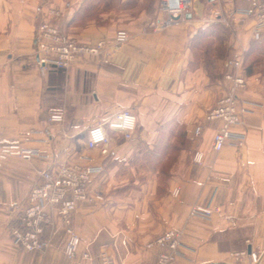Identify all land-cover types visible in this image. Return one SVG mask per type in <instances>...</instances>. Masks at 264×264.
<instances>
[{"label":"crops","instance_id":"crops-1","mask_svg":"<svg viewBox=\"0 0 264 264\" xmlns=\"http://www.w3.org/2000/svg\"><path fill=\"white\" fill-rule=\"evenodd\" d=\"M96 1L108 0H0V144L42 153L0 166V264H101L100 251L120 264H155L159 248L147 243L170 229L181 236L177 264H231L229 253L242 248L262 251L264 264V29L254 34V17L244 12L250 3L192 0L183 20L154 30L158 0L94 9ZM49 7L80 41L109 45L118 28L129 37L109 47L106 60L79 55L68 68L41 74L35 33ZM240 55L247 81L240 97L252 105L234 129L245 139L214 151L218 122L203 117L224 91L229 60ZM51 107L63 109L61 121L48 120ZM125 108L137 119L129 137L107 125ZM97 123L110 136L107 153L86 145ZM65 163L102 167L88 183L102 199L79 203L71 216L79 251L65 255L55 214L44 248L25 250L9 237L8 224L40 172ZM207 202L220 211L209 220L189 215L191 205ZM85 245L90 259L81 255Z\"/></svg>","mask_w":264,"mask_h":264},{"label":"built area","instance_id":"built-area-1","mask_svg":"<svg viewBox=\"0 0 264 264\" xmlns=\"http://www.w3.org/2000/svg\"><path fill=\"white\" fill-rule=\"evenodd\" d=\"M247 1L250 5L244 12L254 17L253 32L257 35L264 29V0ZM191 4L192 0H158L157 14L151 22V27L154 30H161L177 24L183 20ZM46 13L49 17L40 18L35 33V63L41 74H45L51 68H68L72 60L79 55H102L106 60L108 48H117L129 37L125 29L118 28L114 31L112 42L109 45L103 38L93 42H83L67 35L61 24L53 20L59 17L58 9L49 7ZM242 63L241 55L229 60L227 69L222 75L225 81L224 91L203 117L205 122H218L212 135L214 151L222 149L226 144L239 146L245 139L244 132L234 129L242 122L243 115L251 110L252 105L240 97L247 84ZM62 119L63 109L61 107L49 108V121L59 122ZM136 120L135 113L125 108L107 120V125L113 130L122 132L124 137H129L136 127ZM200 130L201 124L194 127L195 134H199ZM109 142L110 136L102 123L88 128L87 147L99 146L101 153H107ZM41 155L40 150L25 147L19 143L0 144V166L12 157L31 160ZM201 159L202 153L196 151L193 154V161L200 162ZM101 169L99 165L65 163L58 165L55 170H42L38 180L28 191L22 208L17 212L14 220L8 224L9 237L25 250H42L45 246L44 229L52 222V216L55 214L60 218L64 227V253L68 257L75 256L81 243L77 231L72 226L71 216L79 203L102 199L101 194L97 192L90 194L88 191L91 176ZM174 193H178V188ZM219 211V206L207 202L191 205L189 215L209 220L214 213ZM180 237L178 231L170 229L147 243V246L159 248L155 264H177L176 257L181 245ZM229 254L231 264H261L263 252L242 248L232 250ZM81 255L85 259L92 257L89 246L83 247ZM99 257L101 264H120L105 251H100Z\"/></svg>","mask_w":264,"mask_h":264},{"label":"rangeland","instance_id":"rangeland-1","mask_svg":"<svg viewBox=\"0 0 264 264\" xmlns=\"http://www.w3.org/2000/svg\"><path fill=\"white\" fill-rule=\"evenodd\" d=\"M149 1H147V0H145V4L146 3H148ZM103 3V7L104 8H107V7H110V6H114V3H115V1L114 0H108L107 2H98V1H96V4L94 5V9H97V8H99L98 7V4H102ZM105 3V4H104ZM157 14V13H156ZM156 17V16H155ZM169 163H171V162H169Z\"/></svg>","mask_w":264,"mask_h":264}]
</instances>
